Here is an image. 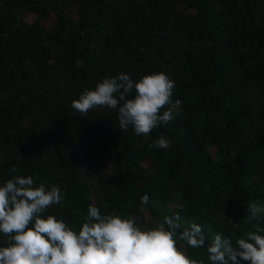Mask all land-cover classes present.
Instances as JSON below:
<instances>
[{
    "label": "trees",
    "instance_id": "trees-1",
    "mask_svg": "<svg viewBox=\"0 0 264 264\" xmlns=\"http://www.w3.org/2000/svg\"><path fill=\"white\" fill-rule=\"evenodd\" d=\"M153 72L174 81L173 119L146 137L121 130L107 107H70L102 78ZM256 116L264 117V0H0V185L32 176L58 186L63 201L45 215L77 233L93 205L141 228L179 214L181 230L198 225L206 237L191 248L177 236L200 264L215 234L235 246L264 226V214L249 222L246 209L264 207ZM161 136L171 146L151 147Z\"/></svg>",
    "mask_w": 264,
    "mask_h": 264
},
{
    "label": "clouds",
    "instance_id": "clouds-1",
    "mask_svg": "<svg viewBox=\"0 0 264 264\" xmlns=\"http://www.w3.org/2000/svg\"><path fill=\"white\" fill-rule=\"evenodd\" d=\"M174 87L164 72L138 80L121 73L102 78L94 89H85L70 107L81 115L107 107L116 112L121 130L131 127L135 135L146 137L173 119L167 106L173 103ZM130 93H134L131 98ZM180 103L177 100L175 107ZM150 146L167 149L171 141L161 136ZM62 201L58 186L35 184L32 176H13L0 185V234L6 237L0 246V264H200L188 257L177 236L191 248H204L206 237L198 225L181 230L179 214L163 217L155 227L141 228L135 219L102 215L89 205L77 233L56 216L45 215L49 207ZM147 203L144 195L141 204ZM246 209L249 222L264 214V207L254 202H248ZM253 228L246 237L236 239L235 246L231 239L215 234L206 247L207 264H264V226L257 223Z\"/></svg>",
    "mask_w": 264,
    "mask_h": 264
},
{
    "label": "rangeland",
    "instance_id": "rangeland-1",
    "mask_svg": "<svg viewBox=\"0 0 264 264\" xmlns=\"http://www.w3.org/2000/svg\"><path fill=\"white\" fill-rule=\"evenodd\" d=\"M184 9V8H183ZM32 17V16H31ZM30 17V18H31ZM73 17H74V15H73ZM27 18V17H26ZM29 18V17H28ZM33 81V83H35L36 84V86H39V85H45V86H47V87H49V88H51V87H53V85L51 84V82L48 80V81H44V82H40V80L39 79H33L32 80ZM42 85V86H43ZM257 118H256V120H255V122L257 123V125H264V117H262V116H256ZM210 151H211V153H212V155L213 156H215L216 155V152H217V149L216 148H211L210 149ZM92 201L95 203V204H97L98 203V197H97V195H95V196H93V198H92Z\"/></svg>",
    "mask_w": 264,
    "mask_h": 264
}]
</instances>
